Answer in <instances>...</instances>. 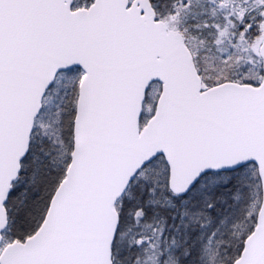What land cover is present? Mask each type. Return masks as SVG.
I'll return each mask as SVG.
<instances>
[{"label":"snow or ice","instance_id":"1","mask_svg":"<svg viewBox=\"0 0 264 264\" xmlns=\"http://www.w3.org/2000/svg\"><path fill=\"white\" fill-rule=\"evenodd\" d=\"M0 264H264V0H0Z\"/></svg>","mask_w":264,"mask_h":264}]
</instances>
